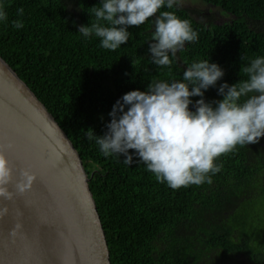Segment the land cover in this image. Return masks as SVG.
<instances>
[{
  "label": "trees",
  "instance_id": "obj_1",
  "mask_svg": "<svg viewBox=\"0 0 264 264\" xmlns=\"http://www.w3.org/2000/svg\"><path fill=\"white\" fill-rule=\"evenodd\" d=\"M202 2L217 16L180 5L160 9L189 20L198 40L170 57V67H158L148 53L155 17L129 27L128 42L110 51L94 35L79 33L80 26L94 22L91 8L101 0H0L8 16L0 22V57L80 155L110 264H237L239 257L264 264V137L218 158L222 168L211 184L173 190L143 163L129 166L123 157H104L84 133L92 129L103 136L109 113L124 94L144 92L153 81L183 82L193 62L209 60L224 72L204 92L206 103L223 99L221 84L247 79L241 67L264 57V0ZM19 8L23 16L17 15ZM13 20H21L23 28L15 29ZM190 99L194 112L201 97Z\"/></svg>",
  "mask_w": 264,
  "mask_h": 264
},
{
  "label": "clouds",
  "instance_id": "obj_2",
  "mask_svg": "<svg viewBox=\"0 0 264 264\" xmlns=\"http://www.w3.org/2000/svg\"><path fill=\"white\" fill-rule=\"evenodd\" d=\"M174 6H179V0H101L100 6L91 8L94 22L91 19L90 26H80L79 33L94 35L100 47L115 51L128 42L129 27H139L155 17L148 53L156 66L170 67V57L186 43L198 40L189 20L160 11ZM23 14L24 9L19 8L17 15ZM7 21L0 4V22ZM11 23L15 29L24 26L21 20ZM240 71L247 79L231 86L221 84L218 95L223 99L206 103L204 92L215 87L224 72L209 60L193 62L184 70L183 82L153 81L144 92L124 94L109 113L106 133L96 136L89 129L85 137L95 141L104 157H123L129 166L143 163L158 182L173 190L211 184V177L222 168L215 163L218 158L264 137V57L252 59ZM191 97H201L194 112L189 110ZM21 175L16 189L22 193L35 177L27 171ZM11 181L12 169L0 154V197L12 199L7 187Z\"/></svg>",
  "mask_w": 264,
  "mask_h": 264
},
{
  "label": "water",
  "instance_id": "obj_3",
  "mask_svg": "<svg viewBox=\"0 0 264 264\" xmlns=\"http://www.w3.org/2000/svg\"><path fill=\"white\" fill-rule=\"evenodd\" d=\"M0 154L12 169V199L0 197V264H110L80 155L1 57ZM25 171L35 179L21 193Z\"/></svg>",
  "mask_w": 264,
  "mask_h": 264
},
{
  "label": "rangeland",
  "instance_id": "obj_4",
  "mask_svg": "<svg viewBox=\"0 0 264 264\" xmlns=\"http://www.w3.org/2000/svg\"><path fill=\"white\" fill-rule=\"evenodd\" d=\"M179 5L182 7H189L191 9H198L202 15H205L206 17L211 16L212 14H215L214 16L216 17V10L212 7H210L209 5H206L205 3L202 2V0H179ZM202 15L200 16V18L205 21L202 18ZM261 206L258 205V209H260ZM237 264H253V262L251 263L250 260H248L246 257L242 258L239 257V263Z\"/></svg>",
  "mask_w": 264,
  "mask_h": 264
}]
</instances>
